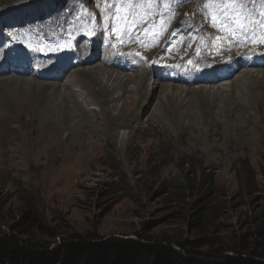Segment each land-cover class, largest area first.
Wrapping results in <instances>:
<instances>
[{"label":"rangeland","instance_id":"obj_1","mask_svg":"<svg viewBox=\"0 0 264 264\" xmlns=\"http://www.w3.org/2000/svg\"><path fill=\"white\" fill-rule=\"evenodd\" d=\"M220 3V0H152L151 3L140 0H132L131 3L127 0H0V48H7L9 56L12 50L22 52L23 57L19 61L25 63L24 66L21 63L19 67L12 66L13 71L0 78V82L7 80L11 82L10 86H19L17 81L21 79L40 85L47 83L50 80L47 78L51 77L47 71L36 73L33 63L29 61L33 59L38 62L42 57L40 50H47L44 55L48 56L53 48L64 45L53 44V39L69 35L85 25L81 14L109 22L119 19L115 16L119 13L140 14L147 11L153 17L181 4L180 14L177 15L183 24L174 27V32L186 30L187 37L190 27L204 31L206 38L196 47L199 54L200 47L209 49L215 45L216 37L210 30L214 21L211 19L212 13L215 11L212 8ZM234 7L258 17L264 10V0H244L242 5L226 6L229 10ZM221 18L225 16L222 14ZM238 53L235 51V55ZM46 59L50 61L49 56ZM9 61L14 64L15 60L10 57ZM116 61L121 62V59ZM195 61L197 57L188 59L187 63ZM98 63L96 61L95 65ZM122 63L131 71L138 61L122 59ZM248 63L251 67L241 69L246 73L240 72L217 86L163 83L183 90L208 87L198 88L201 91L195 95L185 92L179 99V108L186 111L184 132L163 113L156 121L146 119L157 104L167 105V102H163L162 86L150 82L149 87L143 86L142 89L148 92L144 103L152 100L153 104L146 111L141 109L137 118L131 120L133 127L149 128V134L141 137L139 147L134 144L124 145L121 149L105 147L95 159L77 160L69 164L68 156L44 154L46 146L43 145L47 143L48 129L41 128L40 122L26 124L29 115L18 108L21 117L17 110L9 107L10 102L17 104L18 99L10 95L8 88L7 91L0 89V101L6 100L4 104L0 102V115L8 122L0 127V232L18 235L40 245L50 243L53 247L64 239L71 240L75 235L90 234L103 240L167 241L177 248L179 243H183L187 249L195 252L210 255L222 252L218 258L220 260L236 255L233 250H241L243 243L247 248H252L256 241L263 243L264 238H260L258 231L264 218V181L260 175L264 166V100L259 105L254 104V112L248 120L247 113H239L237 109L230 114V118H223L222 128L229 132L223 140L209 138L211 125L213 131H219L214 124L221 122L217 115L225 112L229 100L236 102L234 98L242 92L262 94L264 91V63L257 64L252 59ZM255 66L258 68H253ZM92 67L85 63L81 72H77L78 77ZM112 70L131 75L125 73L130 71ZM131 73L136 75L135 72ZM157 73H151L148 82L156 78ZM62 79L61 82H67L70 78L65 76ZM234 81V84L221 86ZM6 82L0 84L5 85ZM129 88L135 86L131 84ZM89 91L96 92V88L90 86L89 90H80V86H74L71 95V100L85 105L86 114L100 109L96 105L97 97L89 95ZM86 96L92 98L89 105ZM205 102L212 103L209 113L203 108ZM205 118L209 120L205 121ZM238 118L246 124L243 132L250 131V137L244 138L241 131L238 132L235 138L242 141V145L231 144L233 149H229V141L234 136L230 132L232 127L237 128L238 122L235 120ZM256 120H260V123ZM191 123H194L197 131L191 128ZM132 126L128 130L118 131L124 135ZM59 136L54 137L47 147L48 151L49 147L50 150L59 147V152H67V145L62 143L58 146L65 137L64 134ZM11 139H17V145L11 146ZM23 139L26 141L25 150L19 146L24 143ZM5 147H16L14 159L7 161L9 153L6 156L1 154ZM214 147L219 148L218 152L213 150ZM20 152L27 153V161L21 158ZM75 153L78 154L77 151L71 152ZM30 218L50 228L55 237L31 228ZM19 224L24 227L19 228Z\"/></svg>","mask_w":264,"mask_h":264},{"label":"bare ground","instance_id":"obj_2","mask_svg":"<svg viewBox=\"0 0 264 264\" xmlns=\"http://www.w3.org/2000/svg\"><path fill=\"white\" fill-rule=\"evenodd\" d=\"M181 6V4H177L169 12L153 17H150L147 11L140 14L123 12L115 15L119 19L109 22L99 21L96 16L81 14V20L86 24L79 26V28L69 35H61L53 39V44L64 43V45L53 48L48 53L50 61H47L46 58L48 56L44 55V53H47V50L44 52L40 50L41 47L38 48L42 57L38 59V64L34 69L39 71L37 73L47 71L48 75L51 76L47 78L50 79L49 81L46 80L47 83L40 85L36 82L21 79L17 81L20 84L19 86H10L11 82H6L7 80L0 82H6L5 85L0 84V89L7 91L8 88L11 92L10 95L14 96V99H18L17 104L14 101L10 102L9 107L12 110H17L18 113V108H21L24 114L29 115V119H26V124L31 123V121H34L33 124L40 122L41 128L48 129L49 134L46 137L47 143L43 145L44 147L46 146L44 149L46 156H68L70 160L67 164H69L77 160L95 159L105 147L121 149L124 145L130 146L133 144L139 147L141 137L149 134V128L148 126L145 128L133 127L131 120L137 118L141 109L146 111L150 107L152 100L144 103L146 98H148V92L144 88L142 89L143 86L149 87L150 82H153V84L156 83L157 86H162L160 90L165 96L163 102H167V105H161V103L156 106L154 105L153 112L146 119L156 121L155 119L163 113L166 118H171L172 122L178 126L180 131L184 132L183 130H186V123L184 122L186 111L179 108L181 105L179 99L185 92L195 95L201 91L199 89L203 86L183 90L178 86H167V84L163 83L168 82L172 83V85L185 84V86H217L220 83L227 82V80H230V78L240 72L241 74L246 73L241 69L246 70L251 67L248 63L251 59L255 60L257 64L264 63V42H262L264 41V10L257 17L253 13L242 11L237 7L229 10L226 8L227 5L223 3L213 6L212 9L215 11L212 13L213 16L211 19L214 16L218 17V21L212 22L213 27L210 29L216 37L215 45L209 49L200 47V53L198 54L196 47L201 42H204L203 40L206 38L204 31L189 26V35L187 37L185 36L186 30L182 33L178 31L174 32V27L176 28L178 25L183 24V21L181 22V19L177 15L180 14L178 12L182 8ZM241 11L243 15L239 19L246 26L243 31L238 29L236 24L233 23L235 14ZM222 14L225 16L224 19L221 18ZM220 22H223L227 27H222ZM99 23L102 24L99 25ZM91 51H94L92 55ZM235 51L239 52L238 55H235ZM9 55L7 48H0V78L3 76L5 78L6 74L11 73L13 71L12 66H20L19 63L21 62L19 60L23 57V53H17L15 50H12L11 56ZM10 57L15 60L14 64H10ZM196 57L197 61L187 63L188 59ZM120 59L121 62L116 61ZM122 59L129 62L137 60L138 63L130 71V68L124 67ZM96 61L100 63L95 65ZM85 63H88V65L91 64L93 67L88 71L85 70L87 71L85 73L83 70L84 74H79L80 77H78L77 72H81ZM21 65L24 66L25 63L23 62ZM187 66L188 68H185ZM253 68L258 67L255 66ZM112 69L130 71L125 73L131 75H125ZM164 70L165 72H163ZM131 72H135L136 75ZM153 72H158V76L148 82L150 80L149 76ZM65 76H69V81L61 82ZM235 82L226 83L221 86H227ZM66 84L69 85L66 86ZM131 84L135 88H129ZM74 86H80V90H89L90 86H94L96 92L89 91L88 93L89 95L97 97L96 105L100 109L93 111L92 114H86L84 112V104L78 100H71V95L73 94L72 88ZM204 89H208V87ZM67 90H70L69 93ZM88 97L87 105L92 101V98L88 99ZM210 99L212 98L210 97ZM234 99L236 102L232 99L229 100V105L227 102V109H225L224 113L216 114L221 119V122L214 124V127L217 128L218 126L219 131H213L211 125L209 127V138L218 137L220 139L219 141H221L224 139L225 134H229L228 131L222 128L223 118H228L236 109L239 113H247L246 120L250 119L254 112V104L259 105L264 100V91L262 94H254L253 92L245 94L242 92ZM5 102L6 100L4 99L1 103L4 104ZM3 107L5 106L3 105ZM211 107L212 103L209 102H205L203 105L206 112L210 111ZM114 112L118 114L115 115ZM129 116L131 117L127 119ZM208 116L211 115L208 114ZM3 118L0 115V127L8 123ZM199 120L198 117L197 121ZM206 120L209 119L205 118ZM235 121L238 124L237 128L234 127V129L232 127L233 130L230 132L234 136L229 141V149H233L232 145H242V141H238L235 138L238 132L241 131L244 138L247 136L250 137V131L243 132L246 124H243L240 118ZM196 124L198 125L195 122ZM195 125L191 123V128L197 131ZM131 126L133 128L124 135L118 131V129L128 130ZM62 134L65 136L64 141L62 140L63 142L61 141L58 146L62 143L67 145V152H59L60 150L57 149L59 147L52 150L49 147L48 151L47 147L52 144L54 137L57 138ZM23 140L24 143L19 145L22 148L26 145L25 139ZM15 144L17 145V139L11 141V146ZM15 148H3L4 151L1 154L6 156L9 153L7 161L15 158L13 154L17 153V149L15 150ZM218 149V147H214L213 150L218 152ZM72 151H77L78 154H71ZM19 155L24 160L28 158L26 152H20Z\"/></svg>","mask_w":264,"mask_h":264},{"label":"trees","instance_id":"obj_3","mask_svg":"<svg viewBox=\"0 0 264 264\" xmlns=\"http://www.w3.org/2000/svg\"><path fill=\"white\" fill-rule=\"evenodd\" d=\"M264 181V166L260 172ZM30 226L40 233H55L43 223L30 218ZM23 228L22 224L18 225ZM264 238V218L258 231ZM142 240L111 238L103 240L97 235H75L56 246L37 244L18 235L0 232V264H264V242L256 241L252 248L242 244L241 250L231 258L218 259L215 255L178 248L167 241L147 243Z\"/></svg>","mask_w":264,"mask_h":264},{"label":"snow or ice","instance_id":"obj_4","mask_svg":"<svg viewBox=\"0 0 264 264\" xmlns=\"http://www.w3.org/2000/svg\"><path fill=\"white\" fill-rule=\"evenodd\" d=\"M127 2L131 3L132 0H127ZM140 2H145V3H151L152 0H140ZM221 3L228 5V4H232V5H242L244 3V0H220ZM243 15V12H237L235 14V18H233V23L236 24L237 28L240 29L241 31H243L245 29V24L239 19V17ZM214 21H218V17H213L212 18ZM222 27H227V25H224L223 22H220ZM264 42V41H262Z\"/></svg>","mask_w":264,"mask_h":264}]
</instances>
